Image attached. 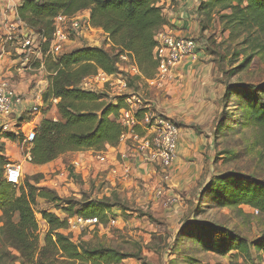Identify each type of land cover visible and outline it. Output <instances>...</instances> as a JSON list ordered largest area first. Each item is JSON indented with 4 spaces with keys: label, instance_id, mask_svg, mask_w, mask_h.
<instances>
[{
    "label": "rangeland",
    "instance_id": "obj_1",
    "mask_svg": "<svg viewBox=\"0 0 264 264\" xmlns=\"http://www.w3.org/2000/svg\"><path fill=\"white\" fill-rule=\"evenodd\" d=\"M205 3L206 0L158 3L165 26L157 34L170 31L173 35L179 34L178 37L191 38L196 42L198 52L197 62L181 68L178 71L181 74L177 72L164 88L149 89L146 79L132 72L134 60L118 61L117 73L126 78L129 93L140 94L149 102L151 112L165 114L180 129L181 173L175 177L174 186L179 179L183 184L178 189L173 187L174 192L170 193L177 195L173 197L175 202L167 207L162 204L169 198L172 176L169 182L163 183L161 174L151 167L147 171L133 163L131 172L143 173L133 177V185L124 188L125 180H114L112 185V181L99 171L89 179L82 176L84 171L73 169V163H85L87 159H78L76 153H66L46 165L35 166L29 163L30 146L21 141V137L11 142L4 139L0 141V148L8 164L3 168L0 183H7L5 170L16 167L21 174L19 185L14 187L16 197L19 196L17 189L28 183L37 189L54 192L59 201L48 203L36 199L33 210L38 230L34 256L27 252L25 257L1 242L0 237V264H39L38 253L49 231L41 213L52 214L67 222L72 216L66 215V208L76 211L88 202L108 205L110 208L104 211L105 219L98 220L90 230L72 233L68 231L67 222L62 233L81 250L111 251L116 256L112 264H264V252L256 253L255 247L264 236V214H256L244 206H221L206 193L209 183L220 175L235 173L264 180V132L241 116L238 104L243 102L241 97H256L264 89V38L256 29L246 32L239 27H227L219 19L217 9L206 10L208 14L202 9ZM0 5L3 9L2 0ZM78 14L84 17L88 12ZM94 29L96 31L74 38L64 52L91 47L113 56L115 51L103 31ZM18 56L11 52L3 59L0 74L14 85L22 84L28 91L35 89L43 94L48 87L49 73L41 65L42 60L33 57L29 69L19 70ZM154 74L155 69L148 67L145 76L152 78ZM116 87L119 85L106 86L105 90L94 93L101 95L105 103H115L119 95L128 93ZM56 103L49 107L42 101L39 114L34 115L32 107L37 106V101L32 105L28 102L29 112L24 115L23 124L31 120L38 127L42 119L59 121ZM30 128L26 125L24 131ZM160 184L165 195L156 198L154 193ZM144 195H148L145 196L147 200L140 202ZM17 221L18 217L14 216L13 222ZM2 225L0 213V227ZM210 226L246 240L251 254L245 256L233 250L221 256L205 250L196 237L203 235Z\"/></svg>",
    "mask_w": 264,
    "mask_h": 264
},
{
    "label": "trees",
    "instance_id": "obj_2",
    "mask_svg": "<svg viewBox=\"0 0 264 264\" xmlns=\"http://www.w3.org/2000/svg\"><path fill=\"white\" fill-rule=\"evenodd\" d=\"M159 1L165 0H25L22 3L18 9L19 18L45 37L51 35L52 23L57 16L71 17L88 12L91 27L102 30L115 51L112 56L102 49L86 47L56 59L44 58L43 67L49 73V82L42 101L52 107L50 101L57 100L55 108L60 120H41L30 145V164L43 166L66 153H99L118 146L122 129L110 117H116L124 108L123 99L118 98L115 103L108 104L101 95L83 91L79 86L84 78L98 71L117 74L122 55L134 60L142 77L151 79L145 73L148 67L156 68L152 52L156 46L157 31L165 26ZM202 9L205 12L217 9L219 19L227 27H239L246 32L256 29L264 38V0H206ZM222 12L227 13L220 15ZM241 100L243 102L238 103L241 116L264 132V89L256 97L246 95ZM2 138L16 141L17 135L7 133ZM2 152L0 148V179L3 168L8 164ZM14 187L9 183H0L1 242L25 257L27 252L34 256L38 230L33 210L36 199L55 203L59 198L48 189H37L28 183L17 189L19 196L16 197ZM206 193L221 206H244L264 214V180L235 173L220 175L209 183ZM109 208L102 202H88L76 211L66 208L64 212L68 217H94L100 222L105 219L104 211ZM14 216L18 217L16 223L13 222ZM41 218L48 224L49 231L38 253L39 264L113 263L116 256L111 251L76 247L62 233L67 226L66 219L46 212L41 213ZM223 230L207 227L203 235H197L196 241L208 252L221 256L233 250L245 256L251 254L246 240ZM255 247L256 253L264 252V236L255 243Z\"/></svg>",
    "mask_w": 264,
    "mask_h": 264
},
{
    "label": "built area",
    "instance_id": "obj_3",
    "mask_svg": "<svg viewBox=\"0 0 264 264\" xmlns=\"http://www.w3.org/2000/svg\"><path fill=\"white\" fill-rule=\"evenodd\" d=\"M3 13L0 15V62L8 58L11 52L19 55V70L30 68L31 59L37 60L53 58L65 54L64 49L74 38L82 36L88 31H96L91 27L89 18L86 16H63L54 18L52 33L45 37L34 29H30L18 16V9L25 0H2ZM100 30V29H99ZM101 32V31H100ZM104 36H106L103 33ZM86 37V35H85ZM107 39V36H106ZM156 46L152 52V59L156 64L155 74L151 79H146L149 89L151 87L164 88V86L177 76V72L183 67H191L198 60L197 44L191 38L178 37L170 32L156 34ZM107 41H109L107 39ZM119 59L127 61L129 58L122 55ZM119 67V65H118ZM131 70L139 76L137 68L132 64ZM119 91L128 92L119 95L123 99L122 108L116 117L111 116L122 129L117 147L122 146L121 151L115 152V165L111 167V178L114 180H127L131 173V165L143 166L150 171L157 170L161 174L162 182H169L170 169L177 156V145L180 137V129L165 114L151 112V106L140 94L129 93L126 78L120 75H108L98 71L95 75L86 77L80 84V89L94 93L95 90H105L108 86H115ZM95 94V93H94ZM37 106L32 107L34 115H38L42 102V91L35 96ZM52 100L51 103H56ZM26 97L20 93L8 77L0 74V141L2 135L13 133L21 136L22 141L29 146L35 138L37 125L33 121L25 122L22 119L29 112ZM37 119V118H35ZM30 126L24 131L25 126ZM103 152L98 153V158L103 159ZM83 167L82 161L73 163V169ZM21 174L18 168L9 167L5 170V180L12 185H19ZM156 198H162L163 188L161 184L154 193ZM174 198H166L165 204L172 205ZM256 214L258 211L254 210ZM68 231L82 232L90 230L98 224V219L72 216L67 219Z\"/></svg>",
    "mask_w": 264,
    "mask_h": 264
},
{
    "label": "crops",
    "instance_id": "obj_4",
    "mask_svg": "<svg viewBox=\"0 0 264 264\" xmlns=\"http://www.w3.org/2000/svg\"><path fill=\"white\" fill-rule=\"evenodd\" d=\"M2 13H3V9L1 7V9H0V15ZM85 16L88 17L89 15L86 14ZM176 35H179V34H176ZM178 73L181 74V72H178ZM15 86H16L17 90L26 97L27 101L31 105H32L33 102H35L34 98L37 95V92L35 91V89L32 90V91H28L26 89V87H22V84H16ZM181 140L182 139L180 138L179 139V142H178V145H177V151H176L177 152V156H176V159H175V161H174V163H173V165H172V167L170 169V175L172 176V179H171L172 184L169 185V187L171 188L169 190V192H168L169 195H167V197H169V198H173V197L175 198V196H177V195H175L173 193L172 194H170V193L171 192H174L173 191L174 190L173 187H175L174 185H176V184H174V182L176 180L175 177L181 173L180 172V170H181V164H179L180 156L182 157V155L180 154V153H182V150H181ZM122 149H123L122 146L115 147V148H107L106 151H104L102 153V157H103L102 160L98 158V153L97 152L87 151V152H83V153H76L78 155V159H81V158H84V159L86 158L87 159L85 161V163H83V167L80 168V170H78V171L79 172L81 171V173L84 171L82 173V176L87 177L88 179H89V177L91 175H94V177H95L98 174V171H99V172H101L102 176L104 175L105 178L108 179V181L109 180L112 181L111 184L113 185V182L114 181L111 178V170L110 169H111V167L113 165H115V162H114L115 152L116 151H121ZM142 173H143L142 171H138V172L133 171V172H131L130 175H129L131 177L130 180H128V181L125 180L122 183L123 185H125L124 188H126V187L128 188V187H130V185H133L134 184V178L133 177L136 178L138 176H141ZM145 177L146 176H144L143 179H146ZM117 182L120 184L119 181H117ZM182 184L183 183L179 179L177 181V186L175 188L178 189L180 187V185L182 186ZM130 194H128V195H130ZM145 196H148V195H144V196L140 197L141 199L138 198L140 200V202L141 201L145 202L144 199L147 200V198ZM127 198L128 199H131V197H127ZM146 203H147V201H146ZM162 204H163L164 207H167L168 206V205L165 204L164 200H163ZM160 205H161V203H160Z\"/></svg>",
    "mask_w": 264,
    "mask_h": 264
}]
</instances>
